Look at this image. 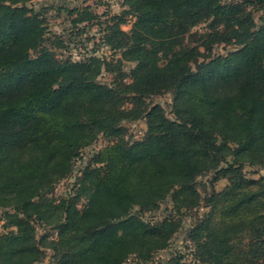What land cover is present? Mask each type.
<instances>
[{"label":"trees","instance_id":"obj_1","mask_svg":"<svg viewBox=\"0 0 264 264\" xmlns=\"http://www.w3.org/2000/svg\"><path fill=\"white\" fill-rule=\"evenodd\" d=\"M34 1L51 0H0V264H40L46 251L53 264H148L184 212L203 205L187 237L198 264H264V177L245 173L264 168V21L254 18L264 0H122L126 10L104 29L120 55L111 61L59 59L50 9ZM67 11L75 27L95 18ZM202 24L200 45L184 44ZM104 72L111 83L99 81ZM165 94L170 114L148 102ZM140 120L144 136L130 139L125 123ZM100 137L107 145L56 199ZM222 179L228 188L217 191ZM167 201L163 219H146Z\"/></svg>","mask_w":264,"mask_h":264},{"label":"rangeland","instance_id":"obj_2","mask_svg":"<svg viewBox=\"0 0 264 264\" xmlns=\"http://www.w3.org/2000/svg\"><path fill=\"white\" fill-rule=\"evenodd\" d=\"M226 2L238 1V0H224ZM32 8L40 10L41 8L50 9L46 13V20L48 26V38L49 42L56 39L62 41V47H53L49 45L56 53L59 59L72 58L75 61L85 59L90 56H96L107 61L115 60L120 57L118 53H115L104 43V29L110 23H113L111 19L115 16L122 15L126 10L122 0H51V1H34L31 5ZM53 8V9H51ZM89 9V12L94 15V19L90 22H84L82 24L74 26L73 19L75 16H71L67 10L74 9ZM255 22L260 25L264 21V9L254 12ZM134 18L128 17L126 23L121 25V28L125 32H129L134 23ZM208 31L207 24H202L194 28L190 34L182 38V42L190 46H199L201 40L206 36ZM51 44V43H50ZM231 46H220L215 48V53L225 54L231 50ZM132 67L131 64H127L125 71H129ZM113 75L104 72L99 81L102 83H111ZM150 104H160L167 112H171L172 96L165 94L156 96L148 100ZM128 130V137L133 140H138L144 136L146 131V124L144 120L138 122L125 123ZM107 145V141L100 137L99 140L92 146L85 148L80 157L77 158L74 164V170L72 174L62 181H60L54 191L53 196L56 199H60L68 195L73 188L76 179L80 176L81 170L90 162L94 153L102 149ZM245 173L248 178L259 179L264 177V168L261 167H249L246 166ZM200 182L206 183L209 186L207 178L200 179ZM228 182L226 179H222L216 185L217 191L227 190ZM210 191V190H209ZM198 211H186L183 218V225L180 231L175 234L171 240V244L168 249L158 252L153 261L148 264H167V262L177 255L184 256V262L187 264H198L194 257V246L188 241V231L195 221L196 215L203 216L209 211L205 208ZM172 205L170 201L161 205L158 212L150 215H146V219L149 220H161L166 215V211L171 209ZM3 211L0 210V231L6 232L3 228V220H1ZM48 231L42 227H37L38 235H42ZM47 256L40 264H53L51 251H46ZM126 264H145L140 263L137 258L131 257Z\"/></svg>","mask_w":264,"mask_h":264}]
</instances>
